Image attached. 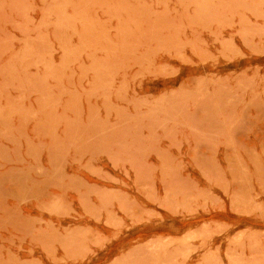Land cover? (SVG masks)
Segmentation results:
<instances>
[{
	"label": "rangeland",
	"instance_id": "1",
	"mask_svg": "<svg viewBox=\"0 0 264 264\" xmlns=\"http://www.w3.org/2000/svg\"><path fill=\"white\" fill-rule=\"evenodd\" d=\"M0 264H264V0H0Z\"/></svg>",
	"mask_w": 264,
	"mask_h": 264
}]
</instances>
